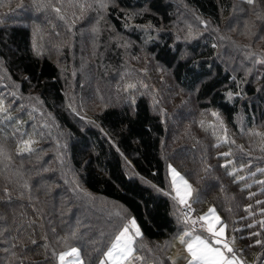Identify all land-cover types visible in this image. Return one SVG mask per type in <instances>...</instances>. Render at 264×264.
<instances>
[{
  "label": "trees",
  "instance_id": "trees-1",
  "mask_svg": "<svg viewBox=\"0 0 264 264\" xmlns=\"http://www.w3.org/2000/svg\"><path fill=\"white\" fill-rule=\"evenodd\" d=\"M116 2L121 9L150 6L156 14L166 20L170 18L164 0ZM185 2L203 17L217 22L221 20L222 12H229L234 4V0ZM262 7L260 0H256L255 11H261ZM108 16L116 28L123 30L121 10L110 7ZM150 19L155 20L154 17ZM1 20L0 63H3V69H0V89L12 87L15 82L22 93L33 92L41 97L44 107L53 112L72 136L69 164L83 187L88 193L119 202L136 219L142 239L152 246L147 259L154 264H172L171 245L178 230H182L174 218L171 200L155 190V187L167 188L170 182L168 162L193 183L196 189L193 203L214 205L227 227L231 231L235 229L244 252L261 248L253 244L257 237L246 238L250 232L262 231L258 225L246 227L257 218L255 213L249 217L246 206L252 205L251 211L255 212V199L262 193L249 197L251 186L245 179H237L224 163L227 157L220 154L222 149H229L228 143L225 147L218 139L214 141L212 135L204 133L196 138L198 145L189 146L186 152H175L172 159L170 155L165 158L162 152V138L167 135L164 120L140 95L131 107H107L94 116L95 125L79 128L64 109L67 96L57 64L46 54L38 55L33 51L32 32L28 26L14 21L15 18ZM258 22L262 24L258 35L264 44V19ZM150 43L149 48L156 58L172 69L180 86L195 92L203 109L218 111L234 131L239 129L237 119L244 113L248 127L262 120L264 129V65H256L254 73L247 75L235 72L236 66L230 67L219 59L214 43L192 45L191 55L183 59L179 58L181 50L174 52L167 40ZM252 53L254 56L250 58L254 61L263 58L262 53ZM24 77L28 79L24 80ZM258 80L263 84L261 87ZM8 90L0 91V94L7 96ZM229 90L241 95L228 100L225 93ZM20 103L23 102L15 100L11 115L22 124L17 125L15 119L8 120L0 115V143L5 144L12 157L10 161L0 159V229H6L0 236V264H56L52 250H65L62 238L73 229L79 236L73 243L81 248L85 264L90 260L91 264H98L101 252L97 249L107 250L117 226L123 221H119L113 231L97 225L95 220L101 215L99 208L94 202L85 204L82 193L71 194L68 189L70 175L64 177L63 167L54 155L49 153L45 162L36 159L38 151L17 154V145L21 139H26L24 134L30 123V112L21 108ZM17 171L21 173L20 177H17ZM24 181L30 191L22 187ZM5 188L9 189L8 193L4 192ZM5 248L9 249L8 253ZM164 249L165 254H162ZM12 251L15 256L11 255ZM139 252L143 256L146 254L142 249ZM260 259L264 260V257Z\"/></svg>",
  "mask_w": 264,
  "mask_h": 264
},
{
  "label": "rangeland",
  "instance_id": "rangeland-1",
  "mask_svg": "<svg viewBox=\"0 0 264 264\" xmlns=\"http://www.w3.org/2000/svg\"><path fill=\"white\" fill-rule=\"evenodd\" d=\"M69 2L70 0H0V19L15 18L14 21L28 26L32 32L33 51L38 55L46 54L57 64L65 96H67L63 106L77 126L84 129L92 124L95 125L90 121L94 122V116L105 108L131 107L133 98L136 99L138 95L143 96L149 101L152 111L164 120L167 135L162 138V152L165 158L170 155L172 159L175 152H186L189 146L198 145L196 138L208 133L212 135L214 141L218 139L219 144L227 147L228 143L229 149L222 150L223 153L230 152L231 155L226 156L224 163L229 166L234 176L244 177L245 182L251 186L253 194L262 193L255 202L264 201V184L258 183V181H264V171H257L264 169L262 120L248 127L244 122L246 113L241 114L237 119L239 129L234 131L227 124L224 116L219 113L220 121L223 122L221 127L220 121L211 115V112L215 110L203 109L196 99L195 92L180 86L173 77L172 69L159 61L149 48L151 41L167 40L171 45L175 42L176 49L186 53L185 57H188L191 55L189 49H192V45L199 42L214 43L218 45L216 47L219 59L230 67L236 66L235 72L250 75L254 73L256 65H264L250 57L246 58V53L252 52L262 53L264 58V44L258 35L261 33L259 29L262 24L257 23L253 8L243 0H234L232 9L229 12H222L221 20L217 22L203 17L186 4L185 0H164L169 11L168 20L147 6L150 12L128 21L130 26L127 28L124 26L125 18L122 12L124 26L122 30L116 28L108 16L110 7L121 10L116 0H113L102 18L94 10L85 11L81 15L78 9L68 8ZM50 4L65 8L66 11L62 14L67 16V20H61L52 8L47 6ZM140 9L142 8L125 10L133 12ZM74 12L78 18L73 23ZM151 17L155 20L150 19ZM247 20L255 23L251 32H246L244 29V22ZM201 21H207V26ZM149 22L153 25L151 31V35L155 37L153 40H148L147 34L135 27V25H147ZM93 28L96 31H93ZM189 29L192 30L194 38L185 40L184 37L187 36ZM177 35L181 37L179 41H175ZM239 49H245V51ZM2 65L3 63H0V69H3ZM128 84H135L136 88L125 90ZM257 84L260 87L263 85L261 80H258ZM5 90L9 93L15 89L13 87L0 89L1 92ZM15 100L22 101L20 107L22 105V108L30 112V123L27 124L25 136H27L26 139L31 137L37 141L33 145L39 152L36 159L41 158V161L46 162L49 153L56 157L58 164L63 167L64 177L70 175L68 189L71 194H76L78 191L86 199L85 204L94 202L99 208L102 216L97 215L95 220L97 225L113 231L119 221L124 222V218H133L119 202L85 190L78 174L69 164V144L72 136L53 112L44 107L41 97L33 92L24 94L19 88ZM225 135L227 141L224 140ZM65 143L67 148L61 147ZM229 161L231 163H226ZM169 165L176 168L189 183L192 185L193 183L172 162H168L167 174L170 182L167 188L158 191L159 188L155 187L157 193L171 200L174 218L177 220V216L182 215L184 209L173 200L174 192L171 195L165 194L171 192ZM242 165L243 168H241ZM194 194L195 192L193 197ZM192 200L189 203L193 210L191 212L193 217L202 216L210 207H215L209 203L197 205ZM260 208H264V204H256V211H252L257 217L255 218L257 222L264 219V216L260 215ZM215 209L223 221L216 207ZM195 227L197 234L207 235L199 223ZM176 237L177 235L173 239L169 256L175 264H187L190 257ZM225 237L229 240L235 237L231 246L247 264H264V260L260 259L264 257V249L258 247L252 252H244L239 237L228 227L225 229ZM257 238L264 239V236ZM100 239L97 240L101 241ZM141 242L145 246L142 250L146 254L143 256L139 252L137 255L144 257V264H154L147 259L148 251H152L151 244L146 243L142 238ZM162 254H165V249Z\"/></svg>",
  "mask_w": 264,
  "mask_h": 264
},
{
  "label": "snow or ice",
  "instance_id": "snow-or-ice-1",
  "mask_svg": "<svg viewBox=\"0 0 264 264\" xmlns=\"http://www.w3.org/2000/svg\"><path fill=\"white\" fill-rule=\"evenodd\" d=\"M113 0H70L68 4V8H76L79 10L81 15L85 11L94 10L96 11L98 16L103 17V14L107 11L110 4ZM247 5L254 9V15L257 20L264 19V15L261 13L264 12V7L261 8V11H255L256 0H243ZM262 6H264V0H260ZM52 8V11L55 12L61 20H67V16L62 14L66 11L62 6H58L56 4L47 5ZM124 12L125 18V27H129L128 21L133 20L135 17L146 14L150 12V9L145 6L144 8L128 12L125 9H121ZM241 11H244L241 9ZM75 12L73 13V23L75 19H77ZM202 24L207 26V21H201ZM255 26L254 21L247 20L244 22V29L246 32H251V29ZM135 27L143 30L147 34L148 40H153L155 37L151 35V31L153 30V25L149 22L147 25H135ZM71 30V29H69ZM93 31H96L93 28ZM157 34L159 30L157 29ZM190 38H194V34L191 29H189L187 36L184 37L185 40ZM181 37L177 35L175 37V41H179ZM174 52L178 51L176 49L175 42L172 45ZM213 47H216L214 44ZM186 53H180L179 58H185ZM253 53H246V58L253 57ZM256 62L264 64V58L258 59ZM24 80H27L28 77H24ZM235 80V77H233ZM7 87V85H5ZM13 91L9 92L7 96L0 94V115H3L8 120L15 119L17 125L22 124L23 122L19 119L12 117L11 111L15 105V98L18 95V91L20 85L13 82L12 85ZM147 87V85H144ZM135 84H128L126 89H135ZM240 92L233 93L232 91H227L225 96L228 100H232L235 97L240 96ZM132 103L135 104V99H132ZM23 106L21 105V108ZM35 110V109H34ZM43 115V113H41ZM211 115L215 117L218 121H220V114L217 111L211 112ZM90 123H94L90 121ZM221 127H223V122L220 121ZM17 131H19L17 129ZM103 131V129H101ZM226 131V129H225ZM16 133L14 132L13 135ZM24 135H27L25 133ZM257 135H259L257 133ZM224 140L227 141V136L225 135ZM37 141L29 137L28 139H21L19 144L17 145V154H32L38 149H34L33 145L36 144ZM234 143V141H232ZM59 144V142H58ZM63 148H67V144L61 145ZM118 150V149H117ZM264 150V149H262ZM220 155L229 156L231 153H221ZM0 159L11 160V154L6 148L5 144L0 143ZM63 161H61L62 163ZM226 163H231L226 162ZM226 166V165H225ZM243 168V165L241 166ZM170 176H171V192L165 193L166 195H171L173 192L175 195L172 197L174 201L177 202L178 205L183 206V213L180 216H177V223L181 226L182 230H178L177 239H179L181 245L184 246L186 252L190 259H188L187 264H247L245 260H243L240 256L237 255L236 250L231 246L235 237L229 240L225 237V229L227 228V224H225L220 215L217 214L215 207H210L208 212L202 216L193 217L191 212L193 211L191 208V204L189 201L193 197V193L196 189L193 188V185L189 183V181L180 174L176 170V168L169 165ZM257 171H264V169H258ZM231 174V173H230ZM17 177L21 176V173L17 171ZM143 179V178H141ZM237 179H244V177H237ZM260 184H264V181H258ZM22 187L24 189H29L30 186L26 181L23 182ZM79 185L77 184V188ZM155 187V185H153ZM75 190V189H74ZM158 191H163V189H158ZM5 193L9 192L8 188L4 189ZM23 195V192H21ZM254 194L249 193V197H252ZM257 205L264 204V201L257 200ZM252 205L246 206V211L248 212L249 217L253 215L251 211ZM260 215L264 216V208H260ZM199 223L200 227L204 229V234L196 233V225ZM258 223L259 229L262 231L250 232L249 237H260L264 236V219L260 221L253 220L252 224L246 225L248 228H252L256 226ZM6 229H0V236L4 235ZM54 231V229H53ZM235 231V229H234ZM142 232L139 225L136 222V219L133 217L131 219L124 218V222L117 226V231L114 234V238L111 240L110 245L107 247L106 251H102L97 249L98 252H101L100 258L98 260V264H142L144 261V257L137 255L138 251L145 246L141 242ZM45 239H47L45 237ZM79 239L78 231L73 229L70 233L62 238V243L64 245L65 250H61L57 252L55 249L52 250V256L55 259L56 264H85V260L81 254V248L75 246L73 241ZM33 244L36 242L33 240ZM254 245H259L261 248H264V239L257 238L253 241ZM252 245H249L251 247ZM12 248H15V244L12 245ZM5 253L9 252L8 248L4 249ZM241 252L243 250H240ZM12 256H15V251L11 252ZM91 264V260L88 262ZM175 264V261L172 262Z\"/></svg>",
  "mask_w": 264,
  "mask_h": 264
}]
</instances>
